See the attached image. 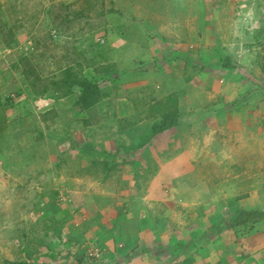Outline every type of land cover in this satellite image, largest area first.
Here are the masks:
<instances>
[{
	"label": "crops",
	"instance_id": "0c3cea01",
	"mask_svg": "<svg viewBox=\"0 0 264 264\" xmlns=\"http://www.w3.org/2000/svg\"><path fill=\"white\" fill-rule=\"evenodd\" d=\"M168 6L172 7L169 3ZM197 7L196 12L191 7L187 9L191 22L210 12L206 5L201 8L197 3ZM180 9L184 10L177 8ZM237 16V22L232 18L229 22H215L214 33L208 31L204 38L199 33L195 35L189 22L184 29H192L185 39L186 52L178 42L169 39L166 43L177 49L169 55L174 59L162 65V80L153 86L150 74L135 81L134 85L149 92L152 98L176 94L172 103L152 105V109L161 110L150 113L155 114L154 118L159 116L157 122L161 124L177 115L180 120L177 126L154 137L149 133L142 155L131 153L128 143L119 150L113 134L98 138L83 133V138L76 137L67 146L80 148L81 153L64 151L67 162L62 172L68 176L60 183L67 189L77 187L79 199L75 196L73 202L49 200L52 182L47 171L43 172L46 181L36 178L31 187L28 181H13L11 189L21 201L19 206L28 208L34 221L25 226L27 231L53 226L69 235L73 229L85 244L83 249L75 247L71 252L79 258V254L92 248L99 249L102 256L98 264H264V67L258 64L261 73L253 71L256 57L247 53L250 41H243L239 31L252 27L247 22L239 29L238 22L247 15ZM219 30L223 39L218 37ZM235 32L241 41H236ZM236 42L241 44L238 49ZM218 48L226 50L229 57L220 56ZM230 48L231 53L227 50ZM152 50L154 60L146 59L148 70L159 67V54L164 57L160 49ZM180 60L183 66L177 73L175 66ZM198 61L210 64L202 72L196 66V73L188 77V82L176 85L177 78L184 76L185 67L192 68ZM230 61L251 65H231ZM128 83L125 82L131 84ZM133 99L129 105L117 101V117L135 116ZM8 126V121L0 118V129ZM116 132L115 129L113 133ZM154 140L160 142L158 151L150 147ZM97 149L105 154L99 155ZM0 151L7 154L6 150ZM11 166L8 164V168ZM101 173L108 174V178L106 174L104 180L99 178ZM89 190L93 191L91 195ZM53 252V259L47 264H70L58 248ZM87 260L85 256L79 261L92 264Z\"/></svg>",
	"mask_w": 264,
	"mask_h": 264
},
{
	"label": "rangeland",
	"instance_id": "374dc122",
	"mask_svg": "<svg viewBox=\"0 0 264 264\" xmlns=\"http://www.w3.org/2000/svg\"><path fill=\"white\" fill-rule=\"evenodd\" d=\"M168 3L172 7H169ZM197 3L200 7L201 5H206L207 8H210V12L198 16L197 20L193 18L194 22H191L188 17L190 13L187 12V9L191 7L195 12L198 11ZM0 4L2 5L0 11L1 23L5 21L7 25L9 24L8 27H10V25H13L12 21L15 17H21V22L26 28L22 33L20 29L17 30L16 28V30H14L19 40V44L15 45L16 48L7 50L0 41V51L6 53L2 55V57L5 56V59H0V61H2L0 62V102L5 104V101H7L13 104V107L8 108L2 105L0 107V112L4 113L9 126H15L13 131L8 127H2L0 132V137L6 135V140H2L0 143L5 141L4 145L7 151V154L0 155V162H3L4 165L3 167L2 163H0V264H14L22 261H25L27 264H33L38 263V261L40 263L41 260L45 261L43 262L44 264H47L48 261L53 259V250L57 248L63 252V258L70 264H80L81 261L79 260L85 257V254L81 253L79 254V258H77V253L74 254L71 250L73 248L75 249V247L83 249L85 243L83 242L84 238L75 236V231L73 229H71L69 235H65L67 233H60V230L56 231L57 228L53 226L49 227V229H40V227L34 231H27L25 229V226L29 224V222L34 223V221L31 219L30 213L27 212L28 208L26 209L24 206H19L21 201H18V197H16L14 191L11 189L13 181H28L29 187H31V183L36 184L37 181L33 182L36 178L41 179L39 180L40 182L46 181V174L43 172L46 173L47 171V175L51 180L50 183L52 182L48 192L49 200L51 198L53 202L59 199L64 202H73L75 196L79 199L81 194L78 189H76L77 187H68L69 189H67L60 184L61 181H63V177L68 176L62 172L67 159H64L61 165H57L58 157L56 152L64 153V151L70 150V154L76 155L77 151L81 153L80 148L77 150L71 147V145L70 148H67V146L69 143L73 144L72 141L74 138H83V133H90V135H96L98 138L100 135L104 137L113 134V136L117 137L113 139V141L115 145L118 146L119 150L125 145L123 143H128L126 146H130L131 153H135L136 156L142 155L144 153V146L142 147V145H146V141L148 140L146 138L149 137V133H151V137H154L152 135H155L156 133L153 132L156 131H154L153 125L156 121L160 120L159 116L154 118L155 114L152 113L157 108H154V110L151 106L158 103H161L158 106L172 103V101L177 98V95L167 96L169 99L166 101V96L157 99L152 98L149 92L134 85L137 84V81L129 82L131 83H128L129 85L125 84L126 81L115 84L112 89H109V91L111 90L110 97L104 99L101 104H109L112 98H117L119 101H125L127 105H129L128 102L131 103V97H136L133 101L136 102L137 100L140 108L134 106L132 103L136 111L132 125L120 123L122 120L116 115L118 114V110H114V122L111 126L104 118H100L97 123L84 127L76 118L77 114L75 112L79 111V108L75 107L76 99L74 96H66L61 100H55V98L46 99L43 98L41 94L35 97L30 83L34 82L35 77L37 80L39 78L37 81L39 87L37 86L36 89L40 91L43 85H48V77H50L51 82V77L53 75L56 74V76H60L63 70L66 69L68 65H71L70 62H67L62 70H60L62 57L70 52L71 44L75 45V48L79 50L87 46L89 48L92 46L90 37L94 35L97 39H103L107 36L110 37V46H107L106 49H108L109 52L111 50L115 51L112 54H117L118 57L114 58V60L120 70L124 68L126 63H129V59L127 60L125 55L122 56V58L121 53H125L127 57L132 54L130 59L136 60L137 65L142 67L148 65L146 61L147 58L154 60V57L150 54V51H153L152 48L160 49V53L164 55L163 51L165 49L161 44L163 43L167 47L169 54L166 53V59L163 57L162 60V56L159 54L161 64L155 69H149L151 76L154 78L153 86H156L159 80H162V77L159 76L163 70L162 65L165 66L167 62H171L174 59L173 55L170 57L169 55L177 49V46L173 47L167 45L169 39H171L170 41L173 40L174 42H178V44H182L183 50L186 52V46H184L185 39L186 36L192 32V29L184 31L187 25L192 23L195 35L199 33L202 38H204L206 36L208 37V31L211 35L214 33V31L212 32V26L215 22H217V24L220 22L224 23L225 21L229 22L231 18L237 22V14L242 16L247 15L243 16L244 19L238 22V25H240L239 29L247 22L252 27L245 31H242V29L239 31L243 36V41H250L247 47V53L253 54L254 57H256L253 64L255 69L253 71L261 73L258 64L264 67V0H0ZM15 4L20 12L19 15L18 12L12 9V5ZM143 5L146 7L145 9L142 8ZM173 7L175 10L171 9ZM178 7H182L184 10H177ZM216 10L220 11L222 15L217 14ZM117 11H121L123 14L117 13ZM224 11L225 14H223ZM238 11H242V13L239 14ZM189 22L191 23L188 24ZM205 22L209 24L205 25ZM137 24H140V26L136 29L134 26ZM203 26L205 31L201 29ZM205 26H207V29ZM218 26L219 29L220 25ZM134 29L147 32L150 39H145V36H141L143 38L140 39L135 38L139 33ZM6 31L7 30L4 32ZM235 33L237 36L235 38L236 41H241L242 37H240V34L237 32ZM154 37H156V39ZM162 37L163 41L161 42ZM218 37L223 39L222 30H219ZM38 39H42L46 44V47L42 48L40 51H37V49L43 46L34 49V44ZM156 42H160V44H156ZM234 44L236 45V49L241 47L240 42ZM218 50L219 53H221L220 56L229 57L226 50L224 51L221 48H218ZM227 50L229 53L233 52L231 48ZM22 51L23 53H21ZM43 52H45L50 59L46 60L45 64L43 63L40 65V60L43 61L44 58L41 54ZM157 52L158 51L154 53ZM210 52L212 51L210 50ZM183 55L185 56V53H183ZM9 56H12L11 59ZM22 56H28V61L21 60ZM218 56L219 55H217V58ZM16 63L19 65V70L14 67ZM230 63L231 65L239 64L243 67H245V65H251V63L248 64V62L240 63L234 61L233 63L230 61ZM35 64H38L37 66L42 68H37ZM208 64L210 63L206 64L198 61L192 68L186 66L185 72L183 73L184 76L182 75V77L177 78L176 85H182L183 82H188V77H193L196 73L194 69L196 66L197 68L199 67L198 72H202L208 67ZM182 66L181 60L176 63L175 68L177 69V73ZM29 68L36 73L35 76L32 75L34 76L32 78H26L25 75V71ZM262 72L264 73V70H262ZM43 77L45 79H43ZM103 77L104 75L100 74L98 78L102 81L104 79ZM123 78L124 80L128 79L125 75ZM24 80H26V83H23ZM23 84L26 86L29 84V90L24 91L25 85ZM161 85L164 86L163 83ZM50 87L52 88V85H50ZM133 88L137 89V91L132 92ZM127 90H130V96L126 94ZM15 91H21L20 96H15ZM62 91L63 89H61V92ZM51 92L54 91L51 90ZM140 99H143V102H138ZM118 100L113 104V109H115V105L119 107ZM183 101H185L184 98ZM5 108L7 111H5ZM95 112L98 113V111L94 110V118L97 116ZM24 113L31 116L29 122L32 123L34 128L42 130L44 134L50 133L51 138L54 137L51 144L52 146H50V140H45L48 142L47 145L49 148H47V150L50 153L40 156V158H37V161L35 159L31 160L28 157L29 155H24L28 148H31V150L37 148L33 147L37 144L35 139H29L30 136L22 132V125L20 126L17 123L23 118ZM91 118L93 119L92 115ZM129 119L132 120L130 117ZM129 119L127 120L130 121ZM47 125H50V132ZM121 126H124L126 130L121 129ZM115 129L117 132L113 133ZM183 130L184 129H181V132H185ZM66 133H68V136ZM14 134L22 141V145L17 144V138H15ZM63 135L65 136L63 141L66 142V146L59 144L60 140L58 136ZM1 145L0 148H3L4 145ZM150 147L158 151L160 149V142L154 140L153 145ZM97 152L99 155L105 154L101 149H97ZM8 156H10V158ZM217 157H219V155H217ZM9 159L11 161L8 162ZM31 162L34 163V165L35 163L38 165H35V167L30 165V169L29 164ZM8 164L9 166L12 164V166L8 168ZM26 165H28L27 168ZM5 167L8 169H5ZM105 174L106 173H101L99 178L104 180ZM106 178H108V174H106ZM91 192L93 191L89 190L88 194L91 195ZM46 198L47 197L44 199ZM23 234L24 238H22ZM37 237L39 238L36 240ZM92 250H94V248H92ZM87 261L93 264V261L89 258Z\"/></svg>",
	"mask_w": 264,
	"mask_h": 264
},
{
	"label": "trees",
	"instance_id": "16d2710c",
	"mask_svg": "<svg viewBox=\"0 0 264 264\" xmlns=\"http://www.w3.org/2000/svg\"><path fill=\"white\" fill-rule=\"evenodd\" d=\"M12 6H13L12 9L14 11L18 12V15H19L20 12L18 11L17 5L15 4ZM1 8H2V5L0 4V11H1ZM117 13L123 14V12H121V11H117ZM61 16H64V15H61ZM0 17H1V14H0ZM21 20H22L21 17H15L12 21L13 25H10V27H8L9 24L7 25V23L5 21H3L1 23V20H0V41L4 44V46L6 47L7 50L14 49V48H16L15 45L19 44V40H18L14 30H16V28H17V30L20 29L21 33L26 30V28L24 27ZM139 26H140V24H137L134 27L137 29V27H139ZM136 29H134V30H136ZM5 30H7V31L4 32ZM137 32L139 33V35L137 34V37H135V38L140 39V38H143L141 36H145V39H150L148 37L149 35L147 34V32H145V31H137ZM90 38H91L93 47L91 46L88 48V46H87V47L83 48L82 50H79V49L75 48V45L71 44L70 52H68L67 54H65V56L62 57V61L60 62L61 63L60 64L61 65L60 70H62L63 66L65 64H67V62H70L71 65H68V67L63 70V72L60 76H56V74L53 75L51 77V79H52L51 82H50V77H48L47 78L49 80L48 85H43V88L40 89V91H38L36 89L38 86L37 81L39 80V78L37 80L35 77L34 82H31L30 86L33 88L32 92H33V94H35V97H38V95L41 94V96H43V98H46V99H54L55 98V100H61V99H63V97H66V96H74L76 99L75 107L79 108V111H76V112L74 111V112L77 114L76 118L78 119L79 122H81L83 124L84 127H86L88 125L91 126L94 123H97L100 118H104L106 121H108L109 125L111 126L114 122V114L112 113L114 111L113 104L118 99L112 98L109 101V104H105V103L101 104L104 99L110 97L111 90L109 91V89H112V87L115 84L123 83L125 81L123 78L124 75L126 76V78L128 77L127 80L129 82L130 81L135 82L139 79L144 78L148 74L150 75V70H147L148 68H146L145 66H142V67L138 66L136 60L130 59V57H132L131 56L132 54H130L129 57H127V55L125 53L124 54L121 53V57L125 55L127 60L129 59V61H128L129 63H126L124 68L122 70H120L117 67V63L114 60V58L118 57L117 54L116 53L112 54L113 52H115L114 50H111L109 52V50L106 49L107 46H110V44H109L110 40L108 39V40L104 41V43H102L97 38H95L94 35L91 36ZM154 38H156V37H154ZM132 39H133V37H132ZM41 46H43V47H41ZM39 47H41V48L37 49V51H40V50H42V48L46 47V44L43 42L42 39L41 40L38 39L36 41V43L34 44V49L39 48ZM21 53H23V51ZM41 54H42V56H44V58H43V61L40 60V63H41L40 65H42L43 63L45 64V61L50 59V57L48 55H46L45 52H43ZM21 55H23V54H21ZM11 57L12 56H9L10 59H11ZM28 59H29L28 56H22L21 57V60H23V61H28ZM0 62H2V61H0ZM20 62H22V61H20ZM117 62H118V60H117ZM22 63H24V62H22ZM37 65L38 64H35V66L37 68H39V69L42 68V67L37 66ZM14 67H15V69L19 70V65L17 63L14 65ZM25 72H26L25 73L26 78H32L36 74L31 68H29ZM100 74L104 75V77H103L104 79L102 81L100 80V78H98ZM32 75H34V76H32ZM37 77H38V75H37ZM43 79H45V78L43 77ZM23 83H26V80H24ZM23 85H25V84H23ZM50 85H52V88L50 87ZM30 86H29V84L27 86L25 85V87H24L25 89L23 88L24 91L29 90ZM62 86H63V88H62ZM61 89H63L62 92H61ZM51 90H53L54 92H51ZM135 91H137V89H135ZM20 92L15 91L14 92L15 96H17V95L20 96V94H21ZM47 93L50 95H48ZM126 94H128V96H130V90L129 91L127 90ZM133 98L136 99V97H133ZM131 99H132V97H131ZM138 102H143V99H140ZM133 104H134V106H138L140 108V105H138L137 100H136V102H133ZM12 105L13 104H11L9 102L6 103V107H13ZM1 106H2V103L0 102V107ZM161 107H163V105ZM94 110L98 111V113L95 112V115L97 113V116L95 118H94ZM160 110L161 109H158L156 111H160ZM91 115L93 116V119L91 118ZM177 116H179V115H177ZM177 116H173L171 118H168L163 124H161L159 122L154 123V125H153L154 131L164 132L166 130H169V129L177 126L180 122V120ZM0 118L7 120L5 118L4 113H2V112H0ZM30 118H31L30 115L28 116L26 113H24L23 118L21 120H19L17 123L20 126L22 125V132L27 133L30 136L29 139H31V138L35 139V141L37 143L33 146V147H37L36 149L31 150V148H28L26 150V152L24 153V155H29L28 157L31 160L35 159L37 161V158H40V156H42L41 150L46 151L47 148H49V146L47 145L48 142L45 140H50L49 143H50V146H52L51 144L54 140L53 139L54 137L52 136L53 138H51L50 133L44 134L42 130H40L38 128H34L32 123L29 122ZM121 120L122 121H120V123H122V124L132 125V122H133V118H132V120L129 119L130 121H128L127 119H121ZM123 122H125V123H123ZM47 127L49 128V132H50L51 131L50 125H47ZM8 128L13 131L15 126L10 125V126H8ZM121 129H125V127L121 126ZM1 130L2 129H0V131ZM122 131H124V130H122ZM66 134L68 136V133H66ZM5 136L6 135H3V137H0V142L2 140H6ZM14 136H15V138H17V144L22 145V141L17 137V135L14 134ZM63 138H65L64 135L58 136V139L60 140L59 144H61V145L65 143L63 141ZM1 144L4 145L5 141L3 143H0V147L2 146ZM5 147L6 146L4 145V147H3L4 149L0 148V150H3V152H4V150H6ZM89 149L93 150L94 148L89 147ZM121 149H124V146H122ZM56 153H57L56 155L58 157L57 165H61V163L64 162V159H65L64 153H61V152L60 153L56 152ZM0 155H2L1 151H0ZM8 157L10 158V156H8ZM14 264H19V263H14ZM25 264H27V263L25 262Z\"/></svg>",
	"mask_w": 264,
	"mask_h": 264
},
{
	"label": "clouds",
	"instance_id": "9594fccd",
	"mask_svg": "<svg viewBox=\"0 0 264 264\" xmlns=\"http://www.w3.org/2000/svg\"><path fill=\"white\" fill-rule=\"evenodd\" d=\"M108 39H110V37L109 36H107V37H105V38H103V39H98L100 42H102V43H104V41H106V40H108ZM156 39V38H155ZM160 40H161V38H160ZM192 48V47H191ZM151 50V49H150ZM1 52V55H0V59H5V56L4 57H2V55H4V54H6V53H4V52H2V51H0ZM4 53V54H3ZM150 54L152 55L153 54V51L151 52L150 51ZM163 56H164V58L166 57L165 56V54H166V52L164 51L163 52ZM163 59V57L161 58V60ZM158 64V63H157ZM144 66H146V65H144ZM196 68V67H195ZM126 82H129V81H127V80H125ZM2 103V102H1ZM6 103H7V101H5V104H3L2 103V105L3 106H5L6 107ZM8 108V107H7ZM5 111H7L6 110V108H5ZM157 122V121H156ZM159 133H161L160 131H159ZM156 134H158V133H156ZM85 256L86 257H88L90 260H92L93 261V264H95V262L98 264L99 262H100V259H101V256H102V254H101V252H100V250L99 249H96V248H94V250H92V249H90L89 251H86V254H85Z\"/></svg>",
	"mask_w": 264,
	"mask_h": 264
},
{
	"label": "built area",
	"instance_id": "2783aa9c",
	"mask_svg": "<svg viewBox=\"0 0 264 264\" xmlns=\"http://www.w3.org/2000/svg\"><path fill=\"white\" fill-rule=\"evenodd\" d=\"M0 55H1V52H0Z\"/></svg>",
	"mask_w": 264,
	"mask_h": 264
}]
</instances>
